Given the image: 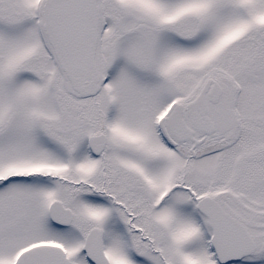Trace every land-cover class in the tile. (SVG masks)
I'll return each mask as SVG.
<instances>
[{
  "label": "snow or ice",
  "instance_id": "obj_1",
  "mask_svg": "<svg viewBox=\"0 0 264 264\" xmlns=\"http://www.w3.org/2000/svg\"><path fill=\"white\" fill-rule=\"evenodd\" d=\"M0 264H264V0H0Z\"/></svg>",
  "mask_w": 264,
  "mask_h": 264
}]
</instances>
